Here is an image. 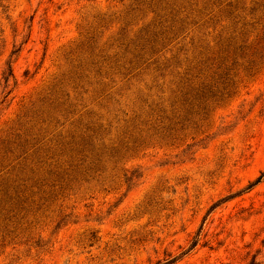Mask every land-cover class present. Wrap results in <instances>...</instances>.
I'll list each match as a JSON object with an SVG mask.
<instances>
[{"label":"rangeland","instance_id":"rangeland-1","mask_svg":"<svg viewBox=\"0 0 264 264\" xmlns=\"http://www.w3.org/2000/svg\"><path fill=\"white\" fill-rule=\"evenodd\" d=\"M252 1L262 6L250 15ZM242 3L238 11L255 22L247 27L253 43L247 54L254 57L234 62L233 93L184 121L175 139L152 137L136 147L121 161L139 175L128 187L120 170L107 171L104 181L77 180L26 231L0 233V264H264V0ZM135 8L133 0H0V141L36 137L38 126L46 127L37 112L48 110L50 100L72 113H56L59 125L51 123L39 138L63 137L76 129L71 123L81 130L87 108L96 115L85 118L100 117L103 127L109 122L114 137L133 116L148 114L152 101H166L167 86L163 93L151 87L152 67L120 96L114 92L124 80L113 76L116 85L105 88L113 99L99 105L91 91L82 93L81 81L72 83L87 38L107 42L104 48L113 43L112 54L121 51L120 33L149 21L151 14ZM206 26L191 27L189 35L197 41ZM180 38L152 58L170 57L166 49L182 56L175 48ZM149 127L139 125L133 135H155ZM61 215L67 217L56 226Z\"/></svg>","mask_w":264,"mask_h":264},{"label":"trees","instance_id":"trees-1","mask_svg":"<svg viewBox=\"0 0 264 264\" xmlns=\"http://www.w3.org/2000/svg\"><path fill=\"white\" fill-rule=\"evenodd\" d=\"M133 2L136 4V11L144 13V17L152 15L149 21L134 32L129 30V33H120L115 41L118 43L116 47L121 51L115 50L112 54L109 49H112L113 43L104 48L107 42L98 46L95 37L87 38L81 45V56L77 59L72 83L81 81L82 93L91 91L92 101L99 105L103 101L113 99V96L105 91L106 87L116 83L113 76L120 75L124 80L123 85L114 92L120 96L123 90L130 88L132 79L148 75L147 71L152 67L154 75L151 81L155 84L151 87H156L163 93L161 90L167 86L169 96L166 101L158 97V101L148 104V114L146 112L133 116L118 135L114 127L116 131L114 137L109 122L103 127L99 122L100 117L92 120L85 118L96 115L89 111L92 108H87L84 115H81L83 121L81 130L71 123L76 129L68 131L63 137L61 133H55L48 139L43 135L39 138V134L46 133L51 123L59 125L57 116L61 115L56 113H72L66 108L61 110L64 103L50 100L48 110L37 112L38 125L40 123L46 127L38 126L36 137L28 139L25 136L21 140L19 139L21 137H18L17 141L12 142L1 140L2 235L10 236L18 229L26 231L29 224L34 221L35 215L43 212L52 200L57 198L59 192L77 180L88 183L89 180L98 182L99 178H102L104 181L106 177L104 174L107 171L113 172L116 176L120 170L128 187L133 178L139 175L135 174V169L128 170L122 166L124 164L121 161L125 157L131 158L135 148L152 137L175 139L176 132L183 129L184 121H192L196 115H206L211 105H218L228 98L233 93L234 82L229 77L234 62H237L238 58L254 57L253 54H247L253 48V43L249 42L250 31L247 27L252 28L255 22L250 23L246 20V15L238 11L244 10V3L239 6L238 0H133ZM251 3L254 5L249 8L250 15L256 12L255 6H262L253 1ZM197 16L200 20L205 18L203 19L205 23L199 24L200 20L195 19ZM205 24L207 26L201 32V37L194 41V36L189 35L191 32L189 29L195 26L201 30ZM207 28L212 29L211 32ZM179 37L181 38L175 42V45H178L175 48L182 56H177L171 49H166L171 53L170 57H165L164 52H161L152 58L166 47V42L168 45ZM185 43L190 47L184 48ZM254 65L255 61L251 60L246 70L252 71ZM11 73L9 68L7 78H4L5 82ZM124 86L126 87L123 89ZM164 122L168 124L164 125ZM139 125L150 126L148 129H153L155 135L150 134L143 138L133 135L140 134ZM259 178L260 176L249 185L256 184ZM65 217L67 215H61L56 226Z\"/></svg>","mask_w":264,"mask_h":264}]
</instances>
